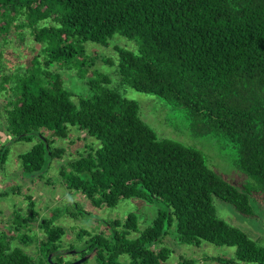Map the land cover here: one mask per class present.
Listing matches in <instances>:
<instances>
[{
  "label": "trees",
  "instance_id": "trees-1",
  "mask_svg": "<svg viewBox=\"0 0 264 264\" xmlns=\"http://www.w3.org/2000/svg\"><path fill=\"white\" fill-rule=\"evenodd\" d=\"M13 32L40 50L11 73L0 54V119L10 138L0 147V170L11 143L39 136L19 159L24 174L43 178L66 154L52 147L53 139H68L70 127L77 128L99 146L60 167L68 190L98 209L124 198L162 205L141 233L134 215L113 221L109 237L80 230L76 240L84 245L76 254L86 261L96 256L97 264H121L122 256L126 264H162L171 250L159 246L175 226L182 245L236 248L232 260L208 261L264 264V247L221 220L213 205L220 199L250 219L257 217L252 201L264 207V0H0V40L7 45ZM114 35L138 44L137 53L116 49L121 85L181 111L191 136L212 137L222 150L234 151V166L248 178L241 190L217 175L198 150L159 139L139 104L91 70L86 45L105 46ZM66 71L93 74L87 97L65 89ZM24 213L16 210L0 231V264H63L58 257L66 253L67 230L56 222L87 213L76 205L39 219L32 201ZM36 224L42 238L24 233ZM132 232L140 236L131 239ZM31 244L38 259L24 248ZM179 264L196 262L181 258Z\"/></svg>",
  "mask_w": 264,
  "mask_h": 264
},
{
  "label": "rangeland",
  "instance_id": "rangeland-1",
  "mask_svg": "<svg viewBox=\"0 0 264 264\" xmlns=\"http://www.w3.org/2000/svg\"><path fill=\"white\" fill-rule=\"evenodd\" d=\"M86 48L88 56L94 63L91 70L106 75L110 79L109 88L126 99L136 101L139 104L142 119L155 131L159 139H169L198 150L206 157L208 166L217 175L233 187L242 189L248 182V178L234 166V151L222 150L221 143L212 137L195 138L191 136L181 111L166 106L157 96L139 93L128 86L121 85L120 78L116 73L118 62L116 49L137 53L138 44L136 41L121 35H114L105 46L88 43ZM39 50L40 47L33 44L28 37L22 44L14 32L11 33L7 45L0 40V54L3 55L2 61L5 72L11 73L19 67H26ZM110 62L112 64H109ZM62 75L65 89L77 98L87 97L90 94L87 81L93 77V74L83 76L82 74L78 75L75 71H66ZM76 97L73 98L75 103H77ZM4 129L5 120L0 119V147L10 140ZM70 130L68 139H53L52 147L64 148L66 154L63 159L53 161L50 170L43 178H39L38 175L30 177L24 174L19 159L21 155H25L33 149L39 141V136H35L32 142L11 143L4 171L0 170V231L9 228L6 225L10 224L12 214L16 210L27 213L31 201L34 202L39 219L50 218L56 208L64 209L67 207L72 210L76 205L80 210L87 213V215L83 214L77 219L67 215L61 216L56 222V225L67 230V235L63 238L62 243L66 253L58 257L61 258L63 264H73L84 258L82 253L76 254L77 250L80 251L84 245L76 240L80 230L109 237L111 235L110 225L113 221L124 222L128 216L134 215L137 219L138 231L141 233L153 225L162 209L161 204H151L139 198H124L114 208L103 207L98 209L93 207L90 201L80 193L68 190L59 176L60 167L67 164L71 160L70 158L77 157L78 153L87 151L88 146L92 148L99 146V143L89 137L87 133L79 131L77 128L70 127ZM44 133L46 137H49L48 132ZM14 191H17V194H13ZM213 205L221 220L240 229L249 238L264 247V207L260 208L256 202L252 201L257 217L250 219L242 216L232 205L220 199L213 198ZM24 233L29 236H37V238L43 236L37 224L32 228V231L25 230ZM140 233L132 232L129 238L136 239ZM71 247L75 249L71 250ZM162 247L171 250V255L162 264H179L181 258L193 260L196 264H226L206 259L232 260L236 254V248L218 247L205 241H202L199 246L182 245L177 240L175 226L165 238L164 244L159 246V248ZM24 248L33 258H39L35 244ZM119 261L121 264H126L128 257L122 256ZM82 264H97L96 256L90 257L88 261Z\"/></svg>",
  "mask_w": 264,
  "mask_h": 264
},
{
  "label": "water",
  "instance_id": "water-1",
  "mask_svg": "<svg viewBox=\"0 0 264 264\" xmlns=\"http://www.w3.org/2000/svg\"><path fill=\"white\" fill-rule=\"evenodd\" d=\"M84 261H86V258H84V259H82V260L76 262L75 264H81V263L84 262Z\"/></svg>",
  "mask_w": 264,
  "mask_h": 264
}]
</instances>
